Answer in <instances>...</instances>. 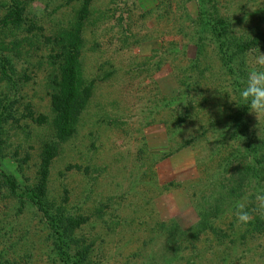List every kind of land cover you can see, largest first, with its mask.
I'll use <instances>...</instances> for the list:
<instances>
[{
  "label": "trees",
  "instance_id": "16d2710c",
  "mask_svg": "<svg viewBox=\"0 0 264 264\" xmlns=\"http://www.w3.org/2000/svg\"><path fill=\"white\" fill-rule=\"evenodd\" d=\"M159 3L158 20L175 23L165 37L174 33L188 39V45L183 49L173 39L176 50L158 55V69L170 64L179 89L174 95L161 97L160 120L149 123L165 127L169 151L148 159L144 177L157 186L158 163L184 150L196 155L197 177L158 186L159 195L185 192L192 219L186 223L175 217H159L149 232V245L160 246L158 256L153 254L141 264H264V215L255 211V194L264 190V118L259 123L240 97L248 72L258 67L252 63L256 49L264 53V0ZM29 5V0H0V8H4L0 15V82L10 89L0 93V137L6 125L16 121L12 54L17 56L20 46L31 41L8 42L7 37L43 30L28 17ZM93 5L94 0H81L72 25L46 37L52 46L48 63L54 137L44 144L37 177L21 184L0 163V264H35L39 260L44 264H109L101 258L96 240L83 235L92 215H73L65 207H57L49 185L61 145L77 133L96 89L97 80L86 76L83 63L85 30L92 21ZM190 45L194 49L191 58ZM29 117L39 124L48 122L44 115L34 118L30 113ZM29 160L18 161L19 167ZM245 195L253 219L242 225L236 220L234 206ZM26 212L37 217L39 226L21 232L16 218ZM37 237L42 240L38 242ZM133 258H141L140 252ZM128 261L124 264H131Z\"/></svg>",
  "mask_w": 264,
  "mask_h": 264
},
{
  "label": "rangeland",
  "instance_id": "374dc122",
  "mask_svg": "<svg viewBox=\"0 0 264 264\" xmlns=\"http://www.w3.org/2000/svg\"><path fill=\"white\" fill-rule=\"evenodd\" d=\"M159 2L94 0L92 21L85 30L83 63L86 76L97 80L96 89L77 133L61 145L51 167V197L57 207L63 206L73 215H92L83 235L96 240L101 258L109 264H124L128 260L141 264L153 254L158 256L160 246L149 245V232L159 217H175L186 223L192 219L193 211L185 192L174 190L159 195L158 186L194 180L197 177L194 152L184 150L158 163L159 185L153 187L144 177L148 159H157L162 152L169 151L165 127L149 123L160 120L161 97L174 95L179 89L170 64L158 69V55L167 49L176 50L173 39L183 49L188 45V39L174 33L165 37L175 23L158 20ZM29 3L28 17L43 30L17 32L7 37L8 42L24 38L31 41L20 46L17 56L12 54L17 83L15 91L12 89L18 100L16 121L6 125L0 137L1 167L15 175L21 184H26L27 178L37 177L44 144L54 137L48 63L52 46L46 37L56 36L72 25L81 0H29ZM189 7L194 15V6ZM3 11L0 8V15ZM193 55L190 45L188 57ZM9 90L0 82V93ZM30 113L34 118L44 115L48 122L39 124L29 117ZM26 157L30 160L21 169L18 161ZM75 166L80 169L71 170ZM16 219L21 232L39 226L37 217L31 213ZM36 240L40 242L42 238ZM139 252L141 258L134 260ZM38 254L44 257L41 252ZM35 264L44 263L39 260Z\"/></svg>",
  "mask_w": 264,
  "mask_h": 264
},
{
  "label": "clouds",
  "instance_id": "9594fccd",
  "mask_svg": "<svg viewBox=\"0 0 264 264\" xmlns=\"http://www.w3.org/2000/svg\"><path fill=\"white\" fill-rule=\"evenodd\" d=\"M252 63L258 67L252 68L247 75L245 86L240 90L241 100L254 114L259 123L264 118V53L256 49ZM255 211L264 215V190L255 194ZM235 217L239 224L246 225L253 219L252 212L248 209V196L245 195L235 202Z\"/></svg>",
  "mask_w": 264,
  "mask_h": 264
}]
</instances>
